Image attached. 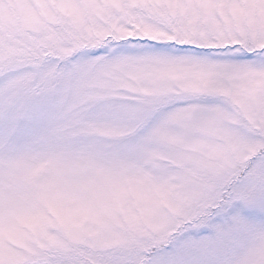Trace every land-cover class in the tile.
<instances>
[{
  "label": "snow or ice",
  "instance_id": "snow-or-ice-1",
  "mask_svg": "<svg viewBox=\"0 0 264 264\" xmlns=\"http://www.w3.org/2000/svg\"><path fill=\"white\" fill-rule=\"evenodd\" d=\"M0 264H264V0H0Z\"/></svg>",
  "mask_w": 264,
  "mask_h": 264
}]
</instances>
